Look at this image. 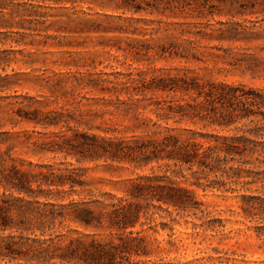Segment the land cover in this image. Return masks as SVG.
Returning <instances> with one entry per match:
<instances>
[{
    "label": "trees",
    "instance_id": "trees-1",
    "mask_svg": "<svg viewBox=\"0 0 264 264\" xmlns=\"http://www.w3.org/2000/svg\"><path fill=\"white\" fill-rule=\"evenodd\" d=\"M84 4L101 11H85ZM222 6L231 18L244 16L249 7L251 14L264 13V0H0V34L4 43L22 48L73 47L69 37L110 35L101 47L198 62L202 39L247 42L256 33L253 25L239 21L202 28L199 20L216 15ZM17 51L23 54V49L5 50L8 65ZM118 77L104 79L111 88L103 91L118 92L120 107L134 114L136 130L129 137L80 130L74 113L43 110L48 103L34 96L21 95L11 103L12 126H39L45 132L38 133L49 139L34 142L33 151L74 161L16 159L13 146L3 149L10 131L0 130V264H144L130 258L149 254L142 233L157 213L152 208L170 216L199 210L192 186L227 191L232 185L260 184L264 189V89L202 80L187 67L150 78L143 71ZM121 93L126 100L119 98ZM189 121L237 132L179 127ZM86 162L134 170L159 166L124 180L120 196L105 192L94 199L85 192L88 169L80 165ZM71 223L111 237L98 239L97 233L73 229Z\"/></svg>",
    "mask_w": 264,
    "mask_h": 264
},
{
    "label": "rangeland",
    "instance_id": "rangeland-1",
    "mask_svg": "<svg viewBox=\"0 0 264 264\" xmlns=\"http://www.w3.org/2000/svg\"><path fill=\"white\" fill-rule=\"evenodd\" d=\"M91 7L93 10L88 9V4L81 6L83 10L92 13L101 11L97 6ZM252 11L249 7L244 16L231 18L226 15L228 8L222 6L215 11L216 15L199 20L202 28L208 26L206 30L220 27L219 22L239 21L253 25L256 33L247 42H231L215 37L202 39L199 49L201 61L189 63L166 61L153 53L144 56L130 50L124 52L101 47L99 44L102 41L106 44L110 35L69 37L71 44L80 43L86 47L65 45L59 48H22L4 43V35L0 34V124L5 122L4 126L0 125V130L10 131L3 149L8 145L13 146V156L26 162L74 161L62 154L33 151L34 142L49 140L38 133L45 132L43 128L26 122L15 126L9 123L11 103L21 100V95L25 94L47 102L48 106H44L43 110L63 108L74 113L80 120L76 125L80 130L107 137H129L136 130L134 114L120 107L118 92L112 89L103 91V88H111V84L104 79H114V74L121 80L129 71H143L150 78L166 71L182 73L183 68L187 67L202 80L226 81L264 89V13L251 14ZM106 12L110 13L108 9ZM50 33L54 34V31ZM10 48L23 49V54L17 51L10 55L15 59L8 65L4 58L7 56L5 50ZM102 79L105 82H101ZM91 80L100 82L88 83ZM10 82L12 85L5 86ZM86 84L91 85L84 86ZM119 98L126 100L127 95L121 93ZM143 113L154 117L148 111ZM179 127L220 135L237 132L235 129H221L204 122L189 121ZM80 166L88 169L89 185L85 192L93 194L88 198L99 199L105 192L120 196L124 180L149 173L151 167L158 170L159 165L154 164L143 170L88 162ZM191 182L192 179H189L187 184ZM192 187L196 189L200 209L188 214L174 212L170 216L152 208L157 213L149 221L151 224L144 226L147 231L142 233L147 236L149 254L140 253L130 259L144 264H264V189L260 188V184L232 185L228 186L227 191L225 188H205L204 185ZM70 227L97 233L98 239L111 237L109 232L85 231L74 223ZM140 229V226L135 228L137 231Z\"/></svg>",
    "mask_w": 264,
    "mask_h": 264
}]
</instances>
